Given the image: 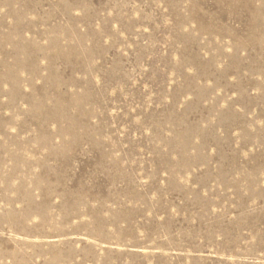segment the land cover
<instances>
[{
    "label": "rangeland",
    "instance_id": "obj_1",
    "mask_svg": "<svg viewBox=\"0 0 264 264\" xmlns=\"http://www.w3.org/2000/svg\"><path fill=\"white\" fill-rule=\"evenodd\" d=\"M0 264H264V0H0Z\"/></svg>",
    "mask_w": 264,
    "mask_h": 264
}]
</instances>
